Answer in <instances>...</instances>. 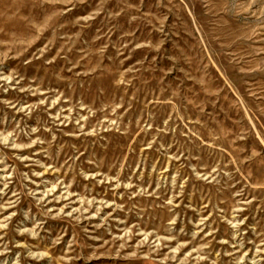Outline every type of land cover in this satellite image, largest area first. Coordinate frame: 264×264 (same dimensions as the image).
<instances>
[{
    "label": "rangeland",
    "instance_id": "374dc122",
    "mask_svg": "<svg viewBox=\"0 0 264 264\" xmlns=\"http://www.w3.org/2000/svg\"><path fill=\"white\" fill-rule=\"evenodd\" d=\"M0 264H264V0H0Z\"/></svg>",
    "mask_w": 264,
    "mask_h": 264
}]
</instances>
